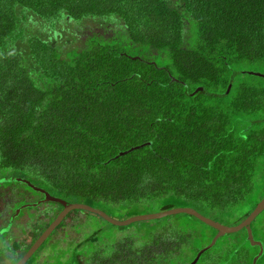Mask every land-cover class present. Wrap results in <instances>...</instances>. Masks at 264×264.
Instances as JSON below:
<instances>
[{"label":"trees","instance_id":"trees-1","mask_svg":"<svg viewBox=\"0 0 264 264\" xmlns=\"http://www.w3.org/2000/svg\"><path fill=\"white\" fill-rule=\"evenodd\" d=\"M14 177L68 202L106 208L116 219L185 199L202 216L223 223L233 215L239 223L264 197V0H0V200L8 202L0 220L6 226L22 196L30 199L9 186ZM46 203L57 207L49 209L52 219L62 205L33 207ZM73 210L81 211L69 210L53 232ZM171 216L185 221L163 227L173 246L159 252L148 251L161 240L159 231L142 250L100 228L89 232L79 219L70 227L82 232L81 240H67L77 250L73 264H161L163 252L167 257L188 236L200 245L215 233L192 215L165 218ZM151 222L136 221L141 228ZM249 228L263 247L256 264H264V209ZM52 231L25 264L47 263L38 258L57 244ZM227 235L239 242L230 255L244 246L253 258L258 253L244 228L220 237ZM30 245L13 250L12 264ZM250 260L246 254L243 264Z\"/></svg>","mask_w":264,"mask_h":264},{"label":"rangeland","instance_id":"rangeland-1","mask_svg":"<svg viewBox=\"0 0 264 264\" xmlns=\"http://www.w3.org/2000/svg\"><path fill=\"white\" fill-rule=\"evenodd\" d=\"M246 66L249 67V65H246ZM135 146H137V145H135ZM25 177L27 178V180H30L32 182H36V181H34L35 180L34 177L33 178L32 177L30 178L28 176H25ZM18 179H20V178L14 177L15 183H12L9 186H12L13 188H15L17 192L22 191L23 194L29 195L30 199H27V198L25 199L22 196L24 203H22L20 201V200H22L20 198L19 201L21 203H17L13 212L11 210L7 211L5 216H7V214L10 211H11V213H13L12 218L14 221L12 222V224H10L9 226H6V225H4L5 223H3L2 220H0V225H4L2 228H0V264H12L13 259L18 257L19 248L24 247L25 245H28L30 243L32 244L34 242V240H33V242H31V241H32V239L36 238L35 234L37 233V228H39V227L43 228L44 224H42L43 223L42 221H48L49 219H51V216L49 214H52V211H49V209H51L54 206V205L52 206L51 203L50 204L46 203V205L42 204L38 208L33 207L32 209L28 210L27 208L32 207L34 204V203H31V201H33V198H34V200L38 201V198H40V197L36 196V194L34 192H31L30 190H29L30 192L25 191V188L23 186H21L22 183L20 185L16 184L17 183L16 181ZM27 180H25V181H27ZM27 182L30 183V185H32V186L29 185L32 188L37 186V185L32 184L29 181H27ZM2 190L7 191L8 189L2 188ZM12 195L15 196L14 194H12ZM56 196H59V195H56ZM4 198H6V197H4ZM15 198H16V196H15ZM6 204H8V202L5 199H4V201L0 200V207L1 208L6 206ZM23 206H25V209L21 210L22 208H24ZM184 206H185V199H180L178 202V205L175 207H184ZM19 207H21V209ZM54 207H55L54 209L56 210L57 207L56 206H54ZM154 207L155 206L153 205L152 207L148 208V210H152ZM16 209H18L17 213L15 212ZM104 209L108 213H110L109 210H107L106 208H104ZM155 210L156 211H153V212H157V209H155ZM19 212H21L20 215L18 217H16ZM153 212L142 213V214H152ZM228 213H230V212H228ZM70 214H71V216H67L63 220V223H64L63 226L57 228L55 230V232L52 231L53 232L51 234V235H53L52 239H53V241L58 240L57 244H55L53 242V244L48 245V248L40 251L38 261L47 262L45 264H70V263L73 264V261H72L73 255L75 252H77V250H75L76 248L73 247V245L70 246L71 241H67V240H72L73 242H77V241L81 240V233L82 232L74 231L70 227L71 224H73L75 221H77L79 219H81V221L84 222L85 225H87L89 232H90V230L94 231V229L100 228V231L102 232L103 235L109 236L110 238H112L114 240L118 239L120 241L121 239H123L124 240L123 242L130 243L131 242L130 240L132 239L133 243L136 245V247H142V250H146L147 249L146 247L150 246V245L146 244V245H144L145 246L144 247L143 244H145L146 241H153L154 234L158 233V231H159L160 235H161L160 236L161 240L159 242H157L156 245L154 244V246L151 248V250H148L151 252L154 251V249H156L159 252L162 249H165V248L169 249L171 246H173V244H171L172 238L170 237V239H168V238H165V236H164V233L166 232V230L163 227L165 225L171 224V223L182 224L185 221V219L183 220V218L180 216H171L168 218L162 217L160 219H153L152 222L149 221L151 223L142 224V228L140 226V223L132 222L129 225L123 226L126 228L122 229V228L111 227L108 224L102 222L101 220H98L94 217L92 218L90 216H87L85 213L78 211V210L70 211ZM137 214H141V213H139V212L135 213V215H137ZM234 214H236V212ZM46 216H49V217H46ZM127 217H130V216H127ZM204 217H207V216H204ZM207 218H209V217H207ZM209 219H211V218H209ZM154 220H157L158 222H156ZM234 223H235V221H234L233 215L232 216L225 215V220L223 221L222 224L231 226V225H234ZM138 226H140L141 229L138 228V229H140V231L137 232L138 229H135V227H138ZM8 227H9V232L6 233L8 230ZM151 227H154L153 231H151ZM195 229L200 230V226L195 227ZM85 232H87L86 228H85ZM233 236L234 235H231V236L227 235V236L219 237L221 242L219 240L216 241L215 242L216 244L214 245V247L212 249H210L207 254L203 255V257L201 256L202 258H199V260L197 261L198 264H217L219 260H223V261L228 260L231 262L230 264H243L245 262V259H246V254H249V257L252 260L254 252H253L251 247H250L249 253L246 251L245 246L244 247L241 246V247H243V251L235 254V257L230 255V250H228L229 247H232V244L237 245L239 243L238 240L235 239ZM198 237H200V236L198 235ZM212 238H213V236L211 234L209 236H207V233H206L203 236V241H201L200 245H197V243H195L196 241H195V238L193 237V235L188 236L187 239L185 241H183V243H181L179 246L172 247L173 251L170 250L171 252L169 251L170 254L168 253L167 257H166V252H163V260H162L161 264H190L196 258L199 251H201V248H202L201 246H204L206 244H207L206 246H208L210 244V241ZM65 241H67L66 242L67 249H66V251L63 252L60 247L65 245ZM174 242H177V241L174 240ZM206 246H204V247H206ZM197 249H198V251L196 252ZM13 250L14 251L17 250L18 254H16V253L14 254ZM148 251H146V252H148ZM66 252H67V255H65ZM104 254H106V253L104 252ZM54 256H56V258H54ZM61 256L63 257V259H61ZM234 258H236L235 262L232 261V259H234ZM251 260H250L249 264H251V262L253 261V260L252 261Z\"/></svg>","mask_w":264,"mask_h":264},{"label":"water","instance_id":"water-1","mask_svg":"<svg viewBox=\"0 0 264 264\" xmlns=\"http://www.w3.org/2000/svg\"><path fill=\"white\" fill-rule=\"evenodd\" d=\"M136 147H138V146L129 147L128 149L119 151L115 156L123 155V154L131 151L133 148H136ZM21 182L24 183L25 185H27L29 188H32V187H30L32 185H30V183H28L27 181L21 180ZM32 190L38 191V192L43 194V198L41 200L35 202L33 204V206L37 205L39 203H44V202H57V203H60L62 206H61V209L56 213L54 218L47 224V226L43 229V231L35 238L34 242L29 246V249L27 250V252L22 257H20V259L15 264H25L28 261V259L34 254V252L38 249L37 247L41 244V242L49 235V233L61 221L63 216L69 210H72V209H81V211H85V212H88L90 214L94 213V214L98 215L100 218H102L104 221H106L112 225H116V226H125V225H128V224H130L132 222H136V221H140V222L141 221H153V219H159V218H162V217H165V216H168L171 214H175V213H185L188 215H192L195 218H197L198 220H200V222L202 224L208 226L211 229H214L215 233L213 235V238L210 241V244L208 246L202 248L201 251H199V253L197 254L196 258L190 264H195L197 259L199 258V256H201L202 253L211 249V247L214 245V242L217 238L224 235L225 233H233L235 231H238L241 228H244L245 233H246V239L248 240L250 245L259 246V251L254 256L252 264H256L257 259L259 258V256L262 255V251H263L262 244H261V242H259V240H254L252 238L251 230L249 228V223H250V221H252V219L259 212H261L264 209V197L262 198V200H260L252 208V210L248 213V215L244 219H242L239 223H237L235 225L228 226V225L221 224L215 220L212 221L211 219L200 215L199 212H197L195 209H193L192 207H189V206L172 207L169 209H164V210H160L157 212H153L152 214H137V215H132V216L124 218V219H116L114 217L109 216L107 213H105L103 210H101L99 208L90 207L89 205L83 204L81 202H67L66 200H64L60 197L51 195L44 188L35 186L32 188ZM23 207H25V206H23ZM15 212L17 213L18 209H16Z\"/></svg>","mask_w":264,"mask_h":264},{"label":"flooded vegetation","instance_id":"flooded-vegetation-1","mask_svg":"<svg viewBox=\"0 0 264 264\" xmlns=\"http://www.w3.org/2000/svg\"><path fill=\"white\" fill-rule=\"evenodd\" d=\"M38 200H41V197H40V199H38ZM11 214H12V215H11ZM11 214L8 215V221H9V220H13V218H12V217H13V213H11ZM11 224H12V222H11Z\"/></svg>","mask_w":264,"mask_h":264},{"label":"clouds","instance_id":"clouds-1","mask_svg":"<svg viewBox=\"0 0 264 264\" xmlns=\"http://www.w3.org/2000/svg\"><path fill=\"white\" fill-rule=\"evenodd\" d=\"M41 199H42V198H41ZM38 201H39V200H38ZM34 203H35V202H34ZM57 212H58V211H57ZM53 218H54V217H53ZM8 226H9V225H8ZM201 249H202V248H201ZM205 252H206V251H205ZM205 252H204V253H205ZM202 254H203V253H202ZM202 254H201V255H202ZM199 257H200V256H199ZM197 260H198V259H197Z\"/></svg>","mask_w":264,"mask_h":264}]
</instances>
